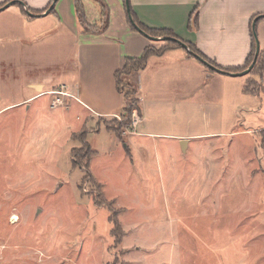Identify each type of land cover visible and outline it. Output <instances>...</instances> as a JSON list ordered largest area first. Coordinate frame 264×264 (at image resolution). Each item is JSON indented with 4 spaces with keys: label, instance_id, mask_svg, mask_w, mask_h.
<instances>
[{
    "label": "rangeland",
    "instance_id": "rangeland-1",
    "mask_svg": "<svg viewBox=\"0 0 264 264\" xmlns=\"http://www.w3.org/2000/svg\"><path fill=\"white\" fill-rule=\"evenodd\" d=\"M36 21L1 32L0 264H264V90L208 81L175 116L146 103L137 131L155 135L135 136L134 99L150 82L133 72L121 75L135 92L121 88L129 124L121 108L85 133L89 111L60 94L77 69L75 40L50 15ZM101 25L100 15L89 24ZM84 137L95 183L83 179Z\"/></svg>",
    "mask_w": 264,
    "mask_h": 264
},
{
    "label": "crops",
    "instance_id": "crops-1",
    "mask_svg": "<svg viewBox=\"0 0 264 264\" xmlns=\"http://www.w3.org/2000/svg\"><path fill=\"white\" fill-rule=\"evenodd\" d=\"M4 1L0 0V3ZM19 1L25 8L39 13L28 15L17 5L11 7L13 4L1 8L0 40L3 36L1 32L11 34L14 22L16 27L19 24L18 27L25 28L39 22L37 19L50 15L57 29L65 30L73 41L75 40L76 45L74 51L77 69L74 70L73 81L61 86V100L71 98L89 111L90 115H87L82 123L85 127H88L85 125L87 120L117 115L122 100L115 89L114 72L123 66L126 57L139 56L147 46L158 47L153 40L131 28L125 1L102 0L107 7L108 26L97 34L81 31L73 0H57L52 4L50 0ZM83 3L89 6L85 13L88 24L98 23L99 5L91 0H85ZM128 5L143 25L154 29H169L175 36L191 43L206 58L214 61L220 70L239 68L245 64L251 50V29L255 31L259 52H264V0H128ZM92 6L96 11L91 10L94 17L89 19L91 13L89 10ZM195 13L197 27L189 29L190 16ZM186 51L182 47H176L150 55L145 67L138 72L140 83L150 82L147 86L150 87V92L146 89V84L145 89L142 84L140 85L138 104L140 121L135 127V136L155 135L154 132L137 131V127L140 125L144 127L148 120L145 114L146 103L151 104L157 113L164 110L175 116L177 111L185 110L186 103L187 108L190 107L192 104L190 98L193 97L196 88H205L208 81L235 84L243 92L245 82L254 77L250 71L246 75H232L227 71L211 69L195 57L188 56ZM257 79L263 86L264 72L261 78L257 75ZM165 83H168L166 90L163 89ZM170 87L174 88L175 93H172L173 89H169ZM164 91L168 94H163ZM48 92L51 94V90H43L36 95ZM179 98L187 101L183 103L174 101ZM187 116L190 117L189 113ZM133 146L141 149L135 141Z\"/></svg>",
    "mask_w": 264,
    "mask_h": 264
},
{
    "label": "trees",
    "instance_id": "trees-1",
    "mask_svg": "<svg viewBox=\"0 0 264 264\" xmlns=\"http://www.w3.org/2000/svg\"><path fill=\"white\" fill-rule=\"evenodd\" d=\"M7 1H9V0H5L3 3H0V7L2 5H4ZM15 1L22 5V3L19 0H15ZM56 1L57 0H50V3L52 4ZM94 2L97 3L100 7V21H101L102 25L96 31H91L90 26L86 20L85 12L83 9V4H82L81 0H73L78 25H79V27L83 33H92V34L101 33L108 26V15L106 13V10H107L106 5L103 3L102 0H94ZM28 10L31 11L32 13H39V11H33L30 9H28ZM126 14H127V16L131 17L133 23H135V25H137L139 27V29H141L145 34L152 36V37L166 36V37H170L172 39L164 40L165 45H163L160 49L154 48L152 46H149V47L147 46L144 48L143 52L139 56H137V57H126L124 59L123 66L114 72L115 89L119 95L122 94L123 98H125V97H124V93L122 92V89H121L122 87L128 88V90L130 91V93L132 95H134L135 92H134L133 88H131L127 83H125L121 79V75L127 76V75L132 74L133 72H136V73L139 72L141 69H143L145 67V65L147 63V59L149 58L150 55L159 54V53H161L165 50L171 49V48L181 47L180 42H183L188 47L189 51H186L188 56H193L192 53L197 54L200 57H202L205 61H207L211 65L218 68V65H216V63L214 61L206 58L202 53H200L197 50V48L194 45H192L189 42L181 40L180 38L175 36L174 33L172 31H170L169 29H154V28L146 27L137 19V17L132 12V10L129 6H128V10L126 11ZM128 21H129V25L131 26V28L133 30H136L133 27L132 23L130 22L129 18H128ZM196 27H197V14L195 13V14H192L190 16V19L188 22V28L194 29ZM251 36H252L251 50H250V53H249V55L245 61V64L239 68H225L222 70L227 71V72H239V71L244 70L252 62V59L254 57V52H255V37H254V33H253L252 29H251ZM257 66H259V67H258V70L255 72ZM250 72L255 74V75L256 74L259 75L261 78V76L264 72V52L258 53L257 59L253 65L252 69L250 70ZM255 83H256V81H253L251 79L247 80L242 87V91L244 93H247V94H254L255 95V94H258L260 91L264 90V87L262 86L261 81H259V84H260L259 88L260 89H258V90L255 89ZM121 100H122V98H121ZM134 100H135V104H138L139 100L137 98H135ZM130 106H132V105H130L129 103L127 105H124V103L121 105V108L126 112L124 114V121H123L124 125L129 124V121H130V114H131ZM134 106H137L136 109L139 112L138 105H134ZM84 127L85 126H82L83 129H81V131L87 133V131H86V129H84ZM106 128L108 130H113L111 127H106ZM81 142H82V146H84L86 148V152L84 153L83 157L85 156L87 159L85 161V166H84L85 174L83 176V179L88 178L93 183H95L93 176L91 175V173L88 170V161H89L88 151L90 150L89 144L86 142L85 137H84L83 141H81ZM72 153L74 155V149H72ZM97 184H98L97 186L100 188L101 185L99 183H97ZM107 202H109V201H107ZM111 204H112L111 201L109 203H106V205L109 208H110ZM116 214L117 213L113 212V214H111L109 216V221L112 223L111 235L114 237L115 243H118V242H120L123 234H122V229L120 227V224L116 218Z\"/></svg>",
    "mask_w": 264,
    "mask_h": 264
},
{
    "label": "water",
    "instance_id": "water-1",
    "mask_svg": "<svg viewBox=\"0 0 264 264\" xmlns=\"http://www.w3.org/2000/svg\"><path fill=\"white\" fill-rule=\"evenodd\" d=\"M8 4H9V3H5L4 5H2V6L0 7V9H1V8H4V7H7ZM125 4H126V8H127V10H128V6H129V5H128V0H125ZM45 12H46V11H45ZM26 13H27L28 15H33V13H31L28 9H26ZM36 15H39V14H36ZM128 18H129L130 22L132 23L133 27H134L138 32L144 34L146 37H148V38L151 39V40L159 41V40L172 39V38H170V37H166V36H162V37H152V36H149V35L145 34L141 29H139V27H138L137 25H135V23H133V21H132V19H131L130 16H128ZM255 20H256V18L253 20L252 28H253V26H254V24H255ZM252 30H253L254 37H255V52H254V57H253V59H252V62H251V63H250V64H249L244 70L239 71V72H228L229 74H232V75H242V74H246V73H248V72L252 69V67H253V65H254V63H255V61H256V59H257L258 53H259V46H258V42H257V38H256V34H255L254 29H252ZM180 45H181V47H182L183 49L189 51V49H188V47L186 46V44H184L183 42H180ZM191 53H192V52H191ZM192 55H193L196 59H198L200 62H202L203 64H205L207 67H209V68H211V69H214V70H217V71L226 72V71L220 70V69L216 68L215 66L211 65L210 63H208L207 61H205V60H204L202 57H200L199 55L194 54V53H192ZM184 142H185V141H181L182 144H183Z\"/></svg>",
    "mask_w": 264,
    "mask_h": 264
},
{
    "label": "built area",
    "instance_id": "built-area-1",
    "mask_svg": "<svg viewBox=\"0 0 264 264\" xmlns=\"http://www.w3.org/2000/svg\"><path fill=\"white\" fill-rule=\"evenodd\" d=\"M62 93V92H60ZM56 101H59L58 99H56ZM140 121V118H138V116H136L135 112L133 113V118H132V122L131 125L133 127H136V125L138 124V122Z\"/></svg>",
    "mask_w": 264,
    "mask_h": 264
}]
</instances>
